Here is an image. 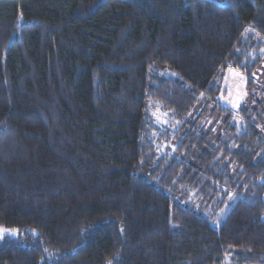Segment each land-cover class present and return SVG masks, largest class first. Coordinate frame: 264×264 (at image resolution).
Returning a JSON list of instances; mask_svg holds the SVG:
<instances>
[{"label":"trees","instance_id":"trees-1","mask_svg":"<svg viewBox=\"0 0 264 264\" xmlns=\"http://www.w3.org/2000/svg\"><path fill=\"white\" fill-rule=\"evenodd\" d=\"M261 98L264 0H0V264H264Z\"/></svg>","mask_w":264,"mask_h":264},{"label":"rangeland","instance_id":"rangeland-1","mask_svg":"<svg viewBox=\"0 0 264 264\" xmlns=\"http://www.w3.org/2000/svg\"><path fill=\"white\" fill-rule=\"evenodd\" d=\"M250 94L251 92L249 90L248 82L245 77L238 70L232 68L228 69L226 74L224 75L222 82L220 83V100L222 101V103L225 106L232 108L233 110H238L243 107L252 110L254 105L251 102L252 97ZM260 100L261 104L264 105V99L261 98ZM154 115L157 123H164L167 120V115L162 112L155 113ZM217 121L219 122V124L217 123ZM203 125L206 126V133L210 131L213 132L211 139L214 148L218 147V142L220 140H225L226 136L229 135L228 130L226 129V124L222 125V120H220L217 116H212V114L205 115V117L203 118ZM228 160L229 158L225 159V161ZM180 198H182V201L187 202V204L191 205L193 208H202L203 212L206 210L205 205L203 204V206L201 201L193 199V194H189ZM0 228L6 227L1 226ZM6 229L12 230L11 228ZM14 230L17 231L0 232V242L5 240L6 238H18L20 236V230Z\"/></svg>","mask_w":264,"mask_h":264},{"label":"snow or ice","instance_id":"snow-or-ice-1","mask_svg":"<svg viewBox=\"0 0 264 264\" xmlns=\"http://www.w3.org/2000/svg\"><path fill=\"white\" fill-rule=\"evenodd\" d=\"M231 198V197H230ZM8 231H11V232H16L17 230H9V229H6V228H0V232H8Z\"/></svg>","mask_w":264,"mask_h":264},{"label":"water","instance_id":"water-1","mask_svg":"<svg viewBox=\"0 0 264 264\" xmlns=\"http://www.w3.org/2000/svg\"><path fill=\"white\" fill-rule=\"evenodd\" d=\"M263 202H264V195H263ZM262 221L264 222V217L262 218Z\"/></svg>","mask_w":264,"mask_h":264},{"label":"flooded vegetation","instance_id":"flooded-vegetation-1","mask_svg":"<svg viewBox=\"0 0 264 264\" xmlns=\"http://www.w3.org/2000/svg\"><path fill=\"white\" fill-rule=\"evenodd\" d=\"M262 81H263V80H261V79L258 78V82H262Z\"/></svg>","mask_w":264,"mask_h":264}]
</instances>
